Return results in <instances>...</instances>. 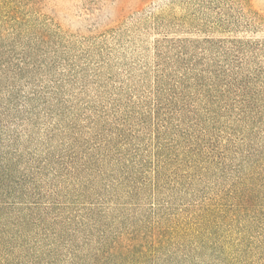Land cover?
I'll return each instance as SVG.
<instances>
[{
  "label": "trees",
  "instance_id": "obj_1",
  "mask_svg": "<svg viewBox=\"0 0 264 264\" xmlns=\"http://www.w3.org/2000/svg\"><path fill=\"white\" fill-rule=\"evenodd\" d=\"M37 6L0 0V264H264V42L161 41L86 101Z\"/></svg>",
  "mask_w": 264,
  "mask_h": 264
},
{
  "label": "rangeland",
  "instance_id": "obj_2",
  "mask_svg": "<svg viewBox=\"0 0 264 264\" xmlns=\"http://www.w3.org/2000/svg\"><path fill=\"white\" fill-rule=\"evenodd\" d=\"M34 11L58 39L67 88L86 101L148 89L161 41L264 42V0H38Z\"/></svg>",
  "mask_w": 264,
  "mask_h": 264
}]
</instances>
